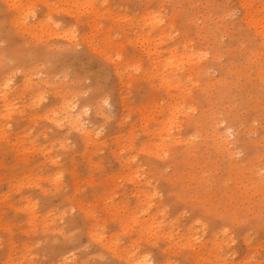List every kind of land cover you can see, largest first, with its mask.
I'll return each mask as SVG.
<instances>
[{
	"label": "rangeland",
	"instance_id": "374dc122",
	"mask_svg": "<svg viewBox=\"0 0 264 264\" xmlns=\"http://www.w3.org/2000/svg\"><path fill=\"white\" fill-rule=\"evenodd\" d=\"M139 258L264 264V0H0V264Z\"/></svg>",
	"mask_w": 264,
	"mask_h": 264
},
{
	"label": "bare ground",
	"instance_id": "6f19581e",
	"mask_svg": "<svg viewBox=\"0 0 264 264\" xmlns=\"http://www.w3.org/2000/svg\"><path fill=\"white\" fill-rule=\"evenodd\" d=\"M144 42V41H143ZM176 56L175 55H173L172 56V58H171V60H169L167 63H166V65H174L175 64V62H176ZM76 126H78V124L76 125ZM133 263L134 264H149V261L147 260V259H145V258H143V259H137V260H134L133 261Z\"/></svg>",
	"mask_w": 264,
	"mask_h": 264
}]
</instances>
